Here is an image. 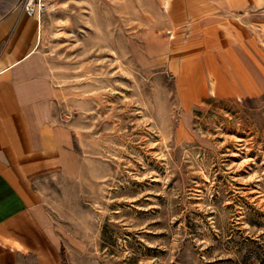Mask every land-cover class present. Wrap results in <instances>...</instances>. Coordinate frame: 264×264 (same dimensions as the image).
Listing matches in <instances>:
<instances>
[{"label": "rangeland", "instance_id": "obj_1", "mask_svg": "<svg viewBox=\"0 0 264 264\" xmlns=\"http://www.w3.org/2000/svg\"><path fill=\"white\" fill-rule=\"evenodd\" d=\"M37 1L81 165L42 181L57 264H264L263 26L244 92L201 96L188 0Z\"/></svg>", "mask_w": 264, "mask_h": 264}, {"label": "crops", "instance_id": "obj_2", "mask_svg": "<svg viewBox=\"0 0 264 264\" xmlns=\"http://www.w3.org/2000/svg\"><path fill=\"white\" fill-rule=\"evenodd\" d=\"M24 1L0 0V264H57L60 237L42 181L75 179L81 165L38 49L39 17L25 12ZM261 8L260 0H188L173 12L192 21L194 47L180 75L188 70L194 95L244 92L245 77L253 75L247 68L258 58L253 46L255 28H264Z\"/></svg>", "mask_w": 264, "mask_h": 264}, {"label": "built area", "instance_id": "obj_3", "mask_svg": "<svg viewBox=\"0 0 264 264\" xmlns=\"http://www.w3.org/2000/svg\"><path fill=\"white\" fill-rule=\"evenodd\" d=\"M23 8L28 15H38L39 3L37 0H25Z\"/></svg>", "mask_w": 264, "mask_h": 264}]
</instances>
